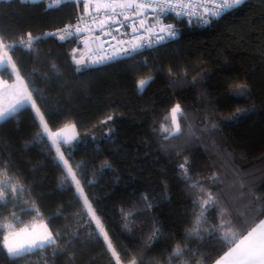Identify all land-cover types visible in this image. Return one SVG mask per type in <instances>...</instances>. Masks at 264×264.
Instances as JSON below:
<instances>
[{
    "label": "trees",
    "instance_id": "16d2710c",
    "mask_svg": "<svg viewBox=\"0 0 264 264\" xmlns=\"http://www.w3.org/2000/svg\"><path fill=\"white\" fill-rule=\"evenodd\" d=\"M75 14L71 2L48 7L0 0V40L13 44L28 33L62 26ZM174 22L175 40L100 65L87 63L80 71L73 61L81 46L75 39L43 37L30 50L16 45L7 51L47 127L75 125L76 138L61 151L119 264H211L231 245L218 232L187 235L199 213L193 200L206 198L199 189L219 201L207 208L203 228L219 223L221 206L239 221L253 196L264 197V0H244L205 26ZM9 72L0 76L10 81ZM149 76L138 89V81ZM241 83L247 95L237 94ZM177 102L183 134L165 140L160 128L171 126ZM237 109L244 111L237 116ZM181 164L191 180L185 181ZM213 173L218 179H209ZM5 175L23 185L18 199L34 205L49 230L61 236L57 245L23 258L0 250V264H117L29 105L0 121V180ZM194 181L201 183L188 187ZM12 203H0V210ZM134 209L125 227L122 210ZM20 216L28 222L37 213L27 208ZM153 228L160 234L149 246ZM3 237L0 227V243ZM177 245L187 249L170 259Z\"/></svg>",
    "mask_w": 264,
    "mask_h": 264
},
{
    "label": "snow or ice",
    "instance_id": "6c2138e0",
    "mask_svg": "<svg viewBox=\"0 0 264 264\" xmlns=\"http://www.w3.org/2000/svg\"><path fill=\"white\" fill-rule=\"evenodd\" d=\"M30 3H36L37 0H27ZM64 2V0H52V3L49 4V7L53 5L59 6ZM75 2H83V0H75ZM244 0H96L97 11L101 9H111L113 13L116 12V9H134V15L137 17L146 16V10L151 9L152 18L156 21L155 24L151 25L147 30L150 35L154 37L147 41L151 46L153 44L160 43L167 38L175 37L176 31L172 24L164 25L161 22V17L168 11L174 12L177 16L183 15L186 16L189 20V23H203L207 24L211 22L213 17H219L228 9H232L241 5ZM84 8L87 10L89 8L88 3H84ZM122 14V13H121ZM107 20H111L112 16H107ZM127 19V17H125ZM100 25L103 26L106 23V20H100ZM144 20H141L140 27H144ZM75 27V32L72 30ZM153 29H158L153 31ZM133 31H136L134 28ZM81 32V28L73 25H66L62 29H58V39L61 41L69 40L73 38L76 34ZM57 33H45L44 35H57ZM34 39H39V37L34 38L31 33L27 34V39L21 38L19 41H14L13 44H6L0 40V72L9 68V63L11 58L5 59L7 55V50L14 48L17 44L22 46L24 49H32ZM143 46L142 43L138 42L133 44L131 48H121L119 54H127L131 51H135L137 48ZM113 56H104L99 60L94 61V63H103L105 60H111ZM73 61L77 66V71L87 68V63L81 59H76L73 55ZM55 66L53 65V68ZM12 72H15L19 76L18 70L15 63L11 64V75ZM152 77H147L138 81L137 87L140 90L149 83ZM195 79V78H194ZM238 95H247L248 86L246 84L236 85ZM32 101L31 92H25L20 94L18 98L14 100L8 107H0V121H4L9 117L15 116L18 111L26 107L29 102ZM32 107L35 108V102L32 101ZM244 110L237 109L236 115H240ZM36 114L40 116L39 109H36ZM178 117H184V112L180 104H176L171 109V126L165 127L161 126V133H166L163 136L165 140H168L171 137H175L183 134V129L181 123L178 122ZM186 118V117H185ZM111 120L112 117L107 118ZM168 118L165 117V120ZM41 123H44L43 116H40ZM106 122V121H105ZM215 128V125H212ZM45 131H47V126L45 125ZM193 133L190 131L189 136H192ZM75 139L70 137L69 139L63 140L64 144L71 143ZM57 158L63 163L67 171V177L71 178V181L75 182L76 193L78 197H83L84 209L87 210L89 216L92 219L97 221V227L100 229V234L103 235L104 240L107 244L108 249L112 252L114 257H117V264H119V257L115 251L111 240L108 237V234L104 231L103 227L100 226L98 218L95 216V212L92 208V205L89 203L88 199L84 197L83 188L80 186V180L77 179L76 173L73 172V169L68 166V160L65 159L64 153L57 148ZM187 164V161H185ZM185 164L180 165V169L183 172V177L185 181L191 180L189 176V169L185 167ZM79 168V165H77ZM6 168L3 170L6 172ZM66 177V179H67ZM209 179L215 180L218 179L215 173ZM88 183H91L89 181ZM201 183L200 181H194L188 185V187L196 189L197 185ZM243 187V185H241ZM23 191V185L19 182H14L11 177H7L3 180H0V203H3L6 198L11 195L13 198L18 197V193ZM199 192L202 196H205L204 199H194V207L199 209V213L196 215L195 222L193 227L188 230L187 235L190 237L202 238L203 233L205 232H218L225 243L230 244L228 251L224 253V256L216 260L215 264H264V219H259V223L256 227L248 228L247 226L257 219L259 216H264V197L253 196L252 201L249 202V205L246 206L247 213H240V220H235L229 213V210L226 207L221 206L219 212V223L210 225L208 228H203L204 223L206 222L205 213L208 207H215L218 205V198L213 195L212 192H205L203 188L199 189ZM142 200L147 203L148 207H151V203H148V197L143 196ZM27 203V201H25ZM30 211H35L37 213V218H39V210L34 207V205L29 206ZM136 210L124 212L122 210V215L125 221V227L131 222V217L133 216ZM12 216L18 220V217L15 216V213ZM11 228V225H8ZM43 231H37L35 227L29 231L27 228L20 229L19 232H9L8 235L3 237L2 243H0V250H6V254L11 259L23 258L25 255H30L36 251L45 250L46 248L57 245V240L60 238L61 234L56 233L55 235L47 230V225H42ZM245 229L246 234H245ZM160 234L159 228H153L152 234L149 237L148 245L151 246L152 242L158 239ZM75 235V234H74ZM187 245L184 248H181L179 245L173 249L170 254V259L178 258L184 254ZM57 250L58 246H57ZM55 254V251H54ZM197 253H192L191 255H196ZM130 264H141L138 260H132Z\"/></svg>",
    "mask_w": 264,
    "mask_h": 264
},
{
    "label": "built area",
    "instance_id": "2783aa9c",
    "mask_svg": "<svg viewBox=\"0 0 264 264\" xmlns=\"http://www.w3.org/2000/svg\"><path fill=\"white\" fill-rule=\"evenodd\" d=\"M20 1L27 2V0ZM37 2H41L45 6L49 7V4L52 3V0H37ZM64 2H71L74 4L76 8V14L73 20L52 30L32 36L34 38L51 37L59 40L57 33L58 29H62L66 25H78L81 28V32L79 34H76L71 39H75L76 42L80 45L84 43L87 44L88 51L86 52V60L90 65H100L116 58L125 56V54L114 56L113 54L118 53L121 48H131L133 44H136L138 42L142 43L143 46L137 48L135 51L127 53L126 55L175 40L179 36V29L174 21L182 20L187 24H195L199 26H205L209 24L189 23V20L186 16H177L174 12L168 11L161 17V22L164 25L172 24L174 26V30L176 31L175 37L167 38L160 43L150 46L147 41L153 39L154 37L150 35L147 29L150 28L151 25L156 23V21L152 18L151 9L146 10V16L137 17L134 15V9L124 10L117 8L115 13H113L111 9H101V11L98 12L96 10V0H83V2L79 3L75 2V0H64ZM84 3L89 4V8L87 10H85L84 8ZM105 13H107V16H112V19L107 20ZM125 17H127V19H125ZM216 18L217 17H213L211 21ZM100 20H106V23L101 26L99 23ZM141 20H144L145 22L144 27H140ZM134 28L136 29V31H133ZM72 30L75 32V27H73ZM157 30L158 29H153V31ZM45 33H57V35L46 36L44 35ZM24 39H27V35L24 37ZM36 40L37 39H34V42ZM17 45L20 46L19 44ZM104 56H113V58L111 60H105L103 63H94V61H97Z\"/></svg>",
    "mask_w": 264,
    "mask_h": 264
},
{
    "label": "rangeland",
    "instance_id": "374dc122",
    "mask_svg": "<svg viewBox=\"0 0 264 264\" xmlns=\"http://www.w3.org/2000/svg\"><path fill=\"white\" fill-rule=\"evenodd\" d=\"M87 51H88L87 44L86 43L82 44L80 46V48L76 50L75 58L76 59H81V60H83V61H85L87 63V60H86V52ZM176 104H180L181 105L180 102H177ZM181 108H182V106H181ZM36 109H37V107L35 105V108H34L35 114H36ZM36 116H37V118H38V120L40 122V126H41V129H42V132L49 139V142H50L52 148L54 149V153H55L56 159L58 160V158H57V148H59L60 151H61V145L64 144L62 141L66 140V139H69L70 137L76 138V136H77V131H76L75 125L72 122H66L65 124H63L58 129L51 130V129H49L47 127V131H45L44 129H45V125L46 124H45V122L41 123V120H40V116H42V115L40 114V116H38L36 114ZM170 124H171V111H170ZM58 162H60L63 165V163L61 161L58 160ZM68 166L70 167L69 163H68ZM73 172L76 173L77 179L80 180V177L78 176L77 172L74 169H73ZM70 180H71V178H70ZM72 183L75 186V190H76L75 182L72 181ZM80 198L83 201V197H80ZM5 201H12L13 203L9 207L0 210V227L3 228V230H4V236L8 235L9 232H19L20 229H22V228H27L29 231H31V229L33 227H35L37 229V231H43L42 225H47L43 218L39 217V218H35V219H32L31 221L26 222L20 216V212L22 210L29 208V206L24 201L18 199V197L17 198H13L11 195H9L6 198ZM13 213H15V216L18 217V220L15 219L12 216ZM92 220H93V222L95 224V227H96V230H97L98 234L104 239L103 235L100 234V229L97 227V221L94 220V219H92ZM8 225H11L12 227L9 228ZM100 226L102 227L101 223H100ZM47 230L50 231L48 226H47ZM105 244H106V242H105ZM106 246H107V244H106ZM128 264H130V263H128Z\"/></svg>",
    "mask_w": 264,
    "mask_h": 264
},
{
    "label": "crops",
    "instance_id": "0c3cea01",
    "mask_svg": "<svg viewBox=\"0 0 264 264\" xmlns=\"http://www.w3.org/2000/svg\"><path fill=\"white\" fill-rule=\"evenodd\" d=\"M8 58H9V54L7 52L5 59H8ZM12 63L13 62L10 60L9 68H8V70L10 72H11V64ZM11 74L13 76V79L10 81L3 79L0 76V107H8L9 104L14 102L15 98H18V96L20 94L25 92L26 86H25L22 78L20 77V75L17 76V74L15 72H12ZM26 90H27V92H29L27 88H26ZM28 105L32 107V101H30ZM32 109L34 110L33 107H32ZM262 219H264V217ZM258 223H256L253 227H256V225ZM227 251H228V249L225 252H227ZM224 253L220 257L224 256ZM219 258H217L216 260H218ZM216 260L211 264H215Z\"/></svg>",
    "mask_w": 264,
    "mask_h": 264
}]
</instances>
